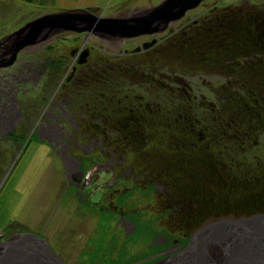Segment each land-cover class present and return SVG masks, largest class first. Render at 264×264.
<instances>
[{
  "label": "rangeland",
  "instance_id": "374dc122",
  "mask_svg": "<svg viewBox=\"0 0 264 264\" xmlns=\"http://www.w3.org/2000/svg\"><path fill=\"white\" fill-rule=\"evenodd\" d=\"M161 1L0 0V37L46 13L95 8L102 16H121L124 12L128 14L133 10L151 8ZM234 6L242 10L251 9L238 13L245 18L250 15L251 22L256 23L258 29L220 34L225 44H221L222 51H227V56L216 68L206 59L202 62L184 59L189 55L188 51L182 53L183 57H174L172 52L176 45L180 46V51H186L189 44L185 26L188 17H182L175 21L174 33L169 34L167 30L158 35L164 49L155 53L160 55L154 51L144 53L148 57L156 56L154 63L147 60V71L136 69L133 72L127 69L123 76L113 77L103 73L85 85L82 84L83 79L80 85L87 104L82 99L78 100L77 96L81 97V93L77 95L76 92L81 87L76 88L75 80L69 85L75 86L70 95L82 107H87L91 120L96 117L93 115L97 109H103L101 113L108 118L105 119L108 125L99 127L104 129L105 134L107 131L111 133V136H106L109 143L121 145L119 152L127 154V165H131L138 179L142 180L140 183H132L130 178L124 179L120 175L121 170L114 174L110 171L105 174L104 170L95 173L92 170L94 160L88 159L84 163V181L89 184L74 188L68 186L59 151L51 149L45 141L27 137L10 147L0 144L2 236L25 231L36 233L47 239L65 264H130L156 246L154 239L157 241L165 237L170 241H185L184 232L192 234L201 228L205 220L195 223L194 229L179 230V226L172 225L168 220L164 207L153 200L154 189L148 188L145 183L164 168L162 179L159 176L156 178L171 180L172 172L183 173L184 181H178L177 186L192 185V189L200 190L201 194L205 192L203 178L206 173L203 176V172L210 173V170L202 168L195 158L187 161L183 156L181 144L189 147L191 140L189 134H181L177 129L184 126L182 117L177 118L179 114L184 116L186 124L193 121L195 125L203 126V144L209 146L204 155L212 156L207 159L209 164L216 160L215 165L223 176L220 180L222 186L226 180L230 187L235 188V193H231L230 197L242 201L261 194L264 189V94L261 99L258 97L260 94L250 90L261 87L255 78L258 75H254L252 68L246 64L256 55L251 51L255 44L260 49L264 48V0H205L195 11L192 10V15H220L223 13H219V9ZM84 32L75 36L64 32L61 38L58 37L64 40L66 46L63 48L57 41L47 40L48 47L55 48L46 54L55 57L64 51L68 57L73 45L87 44L92 46L94 59L108 58V55L124 56L118 43L110 45L112 38L99 37L92 31L89 38H84ZM259 58L262 60V57ZM63 62L68 63L69 60L66 58ZM52 67L57 78L58 66ZM96 80L101 86L100 92H96L102 94H98L97 99L93 85ZM51 82L54 87L57 85L53 79ZM224 86L230 95L224 93V96H219L218 92ZM259 88L256 89L258 93ZM249 94L263 103H257L255 107ZM40 95L39 90L30 93L28 98L33 101L35 96ZM255 110H260L261 118ZM114 154L117 156L118 153ZM181 160L186 161V165H182L183 169H177L173 163H180ZM96 177L90 183L89 180ZM160 184L161 181L158 188ZM109 198L113 206L109 204ZM196 203L193 213L202 208L201 203ZM115 205L122 209L113 211ZM258 209L264 211V204H258ZM120 218L135 226L130 235L124 232ZM157 245L156 249L161 248L160 244Z\"/></svg>",
  "mask_w": 264,
  "mask_h": 264
},
{
  "label": "flooded vegetation",
  "instance_id": "af4514ba",
  "mask_svg": "<svg viewBox=\"0 0 264 264\" xmlns=\"http://www.w3.org/2000/svg\"><path fill=\"white\" fill-rule=\"evenodd\" d=\"M203 3H205V0L197 7ZM217 8L218 6L215 9ZM192 10L183 16V18L188 17L185 26L188 32L186 36L189 44L186 46L187 49L185 48L186 51H180L178 49L180 46L176 45L172 52L174 57L177 55L183 57L182 53L188 51L189 55L184 59L188 58V60L194 62H202L206 59V62H211L212 67L216 68L218 64L223 63V58L227 56V51H222L221 44H225L221 41L220 34H236L242 29L246 32L258 29L257 24L251 22L252 18L250 15L245 18L238 13V11L251 10L249 8L248 10H242L235 6L226 7L225 9L218 10L219 13L223 14L215 16L207 14L206 17L197 13L192 15ZM95 14L99 15L100 13L97 11ZM126 14L127 12H124V15ZM174 23L169 24L164 32L168 30L170 31L169 34L174 33L176 29ZM164 32L127 38L113 37L110 45L113 42L118 43V47L121 48L120 52L124 56L108 55V58L104 59L103 57L94 59L92 46H88L87 44L73 45L74 47L68 51V57L63 53L64 51L55 57L47 55L46 52L55 48V46L49 48L48 44H46L47 40L57 41L61 48L66 46L64 40L58 39V37L61 38L65 33L58 32L48 36L46 39L37 40L36 43L28 44L21 48L17 51L11 63L9 62L12 60V51L18 41L6 38L11 33L2 35L0 37V144L3 147H10V145H14L27 137H35L36 139L45 141L51 149L54 148L55 151H59L60 157L64 162V172L68 178V186H73L74 188L79 186L86 187L89 184L87 182L86 184L84 181L86 175L84 163L88 159L94 160L92 170L95 173L98 170H104L105 174L108 173L107 171L114 174L116 171L121 170L120 175L124 179L130 178L129 180L132 183H140L142 180L138 179L131 165H127V154L119 152L121 145L117 144L115 146L109 143L106 136H111V133L107 131V134H105L104 129L99 127L100 125H108L106 123L108 118L103 117L101 113L103 109L101 111L97 109L93 115V117L96 116L97 118L95 117L91 120L87 107H82L70 95V92L75 86L76 88L80 86L81 88L76 92L77 95L81 93V97L77 96L78 100L82 99L83 103L87 104L84 102V90L82 89V85H80L83 79L85 80L82 81V84L85 85V83H92V78L100 76L103 73L113 77L123 76L127 69L133 72L136 69H143L144 72L147 71L149 66L146 63L148 61L154 63L156 59L155 52L163 51L164 49L161 48L163 41L158 36L161 33L164 34ZM67 33L79 35L81 32L68 31ZM90 35L91 33L84 32V38H89ZM231 47L235 46L232 45ZM146 51H154L155 54L148 57L144 55V53L148 54ZM255 51L257 54L253 56L254 58L252 57L248 60L246 65L252 68L251 71H253L254 75H258L259 72L255 70L259 67V63L264 67V48H255ZM259 57H262L261 61ZM66 58L69 60L68 63L63 62ZM52 66H58L59 78H56L57 75L53 74ZM52 79L57 83L55 87L51 82ZM144 79L143 82H145ZM74 80L75 86H69ZM97 82L99 80H96L93 84L96 99L97 95L101 94L99 93L101 86ZM162 87L165 86L162 85ZM39 90L42 94L40 97L35 96L33 101L28 98L30 93H37ZM97 90L99 92H96ZM218 93H220L219 96H224V93H229V91L225 90L224 86ZM97 102L99 103L100 101ZM179 117H182L184 124V126L177 127L179 133L189 134L191 140L189 141V147L187 145L184 146L183 143L181 144L182 152L185 154L183 156L187 161L195 158L202 168L205 170L209 169L210 173L203 172V176L206 173V176L208 175L210 178H206V176L203 178L205 179L203 181L205 190L204 187L202 188L205 191L204 194H201V191L198 189H192V185L183 184L182 186H177L176 183L178 181H184L182 179L183 173L180 175L172 172L170 175L171 180H160L163 177H161V174L165 170L164 168L156 176L153 175L145 180L148 188L152 187L155 191L153 200L158 205L164 207L163 210L167 212L168 220H170L171 224L179 226V230L184 231L194 229L195 223H198V221L205 220L201 225L202 227L208 221H216L226 218V216L237 218L258 212V204H264V189L257 197L245 198L242 201H237L236 197H230L231 193H235V188L230 187L226 180L222 186L221 181L223 176L221 175V170L215 165L216 160L213 159L209 164L207 159L212 158V156L204 155L207 153L206 148L209 146L203 144V139L205 138V135L202 134L203 126L195 125L193 121L186 124L184 116L179 114L177 118ZM119 135L122 134L120 133ZM189 137L186 136L187 140ZM183 147H185V150ZM95 149L97 151L94 153ZM114 153H118L117 156ZM185 162L182 161L180 162L181 164L174 162L173 164L177 169H183V166L186 165ZM215 174L218 177L213 178ZM158 176L160 179L156 178ZM96 179L97 177L89 181L93 183ZM159 181H161V184L158 188ZM108 202L113 206L114 203L111 198L108 199ZM196 202L201 203L202 208L199 209L200 211L193 213L194 209H196ZM120 209L122 207L120 208L115 205V208L112 210L119 212ZM196 216L199 217L197 218ZM120 223H122L123 230L128 235L135 228L132 224L130 226L129 222L125 221V218H120ZM190 234L191 232H184L183 238H185V241L182 239L170 241V239L165 237L162 239L157 237V241H154V239L153 244H156L155 247L158 246L157 244H160L161 248L156 249L154 247L146 255L130 264H161L165 258L173 256L185 248ZM4 237L8 236L4 235Z\"/></svg>",
  "mask_w": 264,
  "mask_h": 264
},
{
  "label": "water",
  "instance_id": "95a60500",
  "mask_svg": "<svg viewBox=\"0 0 264 264\" xmlns=\"http://www.w3.org/2000/svg\"><path fill=\"white\" fill-rule=\"evenodd\" d=\"M202 1L162 0L121 16L97 15L95 8L46 13L7 35V39L18 41L9 63L21 48L58 32L92 31L106 39L164 32ZM0 264L65 263L47 239L25 231L0 239ZM161 264H264V211L206 222L191 234L184 249Z\"/></svg>",
  "mask_w": 264,
  "mask_h": 264
},
{
  "label": "trees",
  "instance_id": "16d2710c",
  "mask_svg": "<svg viewBox=\"0 0 264 264\" xmlns=\"http://www.w3.org/2000/svg\"><path fill=\"white\" fill-rule=\"evenodd\" d=\"M257 44H255L254 46L255 47H252V48H254V49H252V51L254 52V54L256 53V51H255V48H259V46L257 47L256 46ZM250 46V45H249ZM253 54V53H252ZM257 54V53H256ZM261 61V60H260ZM258 67V66H257ZM262 65H261V63H259V67L258 68H256V70L255 71H257V72H259V74H258V76L257 77H255L258 81H257V83H259V85H260V87L261 88H259V91H260V93H258L257 92V90L256 89H258V88H253V89H250L251 91H253L255 94H260L261 96H258L259 98H261V99H263V94H264V67H262ZM263 89V90H262ZM250 92V91H249ZM249 95H251V94H249ZM251 98H252V100H253V104H255L254 106L256 107L257 106V103H263L262 101H258L257 100V98H254L252 95L250 96ZM256 112H257V115L261 118V116H260V110H259V112L257 111V110H255Z\"/></svg>",
  "mask_w": 264,
  "mask_h": 264
},
{
  "label": "built area",
  "instance_id": "2783aa9c",
  "mask_svg": "<svg viewBox=\"0 0 264 264\" xmlns=\"http://www.w3.org/2000/svg\"><path fill=\"white\" fill-rule=\"evenodd\" d=\"M3 237H4V235L2 236V234L0 233V239L3 238Z\"/></svg>",
  "mask_w": 264,
  "mask_h": 264
},
{
  "label": "crops",
  "instance_id": "0c3cea01",
  "mask_svg": "<svg viewBox=\"0 0 264 264\" xmlns=\"http://www.w3.org/2000/svg\"><path fill=\"white\" fill-rule=\"evenodd\" d=\"M17 233V232H16ZM33 233V232H32ZM5 238V237H4Z\"/></svg>",
  "mask_w": 264,
  "mask_h": 264
}]
</instances>
